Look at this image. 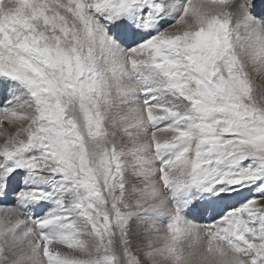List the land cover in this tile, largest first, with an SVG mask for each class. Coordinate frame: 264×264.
<instances>
[{
  "label": "snow or ice",
  "instance_id": "snow-or-ice-1",
  "mask_svg": "<svg viewBox=\"0 0 264 264\" xmlns=\"http://www.w3.org/2000/svg\"><path fill=\"white\" fill-rule=\"evenodd\" d=\"M264 0H0V264H264Z\"/></svg>",
  "mask_w": 264,
  "mask_h": 264
},
{
  "label": "rangeland",
  "instance_id": "rangeland-1",
  "mask_svg": "<svg viewBox=\"0 0 264 264\" xmlns=\"http://www.w3.org/2000/svg\"><path fill=\"white\" fill-rule=\"evenodd\" d=\"M257 83L264 86V78H257Z\"/></svg>",
  "mask_w": 264,
  "mask_h": 264
}]
</instances>
